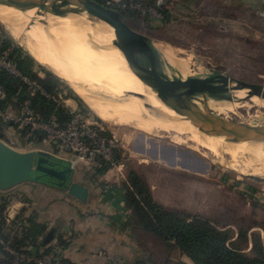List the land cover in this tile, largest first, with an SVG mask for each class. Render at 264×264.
I'll use <instances>...</instances> for the list:
<instances>
[{
    "label": "rangeland",
    "instance_id": "1",
    "mask_svg": "<svg viewBox=\"0 0 264 264\" xmlns=\"http://www.w3.org/2000/svg\"><path fill=\"white\" fill-rule=\"evenodd\" d=\"M210 1L200 0L205 8L198 5L191 9L180 7L174 13L171 11L173 18L168 24L159 19L161 13L155 8L150 11V16L154 18L151 22L142 17L140 20L127 17L126 21L155 42L176 50L178 58H190L191 64L196 63L194 66L197 71L203 69L214 75L218 81L220 76H234L248 82L264 84V3L245 0V8L235 10V17L227 18L224 6L230 5L229 0H219L220 12L216 14L206 13ZM108 4L119 6L112 0ZM159 6L166 7L164 4ZM5 27L0 21V32H4L16 45L22 47ZM23 50L29 53L25 48ZM45 68L51 71L47 66ZM36 69L37 74L45 78V73L39 68ZM60 88L59 104L74 114L78 119V127L84 128L83 133H88L89 136L98 135L106 141L104 148L108 150L107 153L97 152L92 157L80 158L73 152L64 150L62 143L57 142L55 145L49 140L37 143L29 140L27 135L23 138L20 132L22 129H19L20 113L15 111H11V121L16 124H7L4 128L8 143L17 150L28 151L44 147L57 157L73 161L76 169L75 180L88 185L92 191V199L85 206L69 201L64 193L46 195L47 198L33 183L9 191H24L19 198H15L13 205L17 207L9 214L10 222L19 217L20 224L28 226L27 218L40 209V217L74 226L72 237L66 240L68 245L55 247L58 248L56 259L77 257L75 251L80 245L94 252L102 251L101 246L105 250L124 251V243L121 245L120 242L113 241L112 235L117 232L112 227L108 230L101 223L99 215L106 213V207L102 204L107 196L104 194L106 189L116 187L125 195L127 188L133 189L130 174L134 171L142 177L156 203L185 214L189 221L196 218L206 219L220 230H231L235 236L233 240L242 229L247 230L251 243L246 252L252 249L256 238L264 242V182L246 178L228 168L224 162L228 158H223V155L215 157L209 150L198 147L194 142L179 143L165 133L142 132L130 126L105 122L76 94L70 83L62 80ZM239 112L242 118L259 121L264 126V107L251 106L242 108ZM230 119L239 121L237 116ZM84 140L89 143L93 141H87L86 138ZM100 158L105 159L106 164H102ZM96 168L106 169L103 173H96ZM9 195L11 199L16 196L14 193ZM49 197H56L51 204L53 216L47 214V211L50 212L48 206L52 199ZM11 203L12 201L9 204ZM1 206L0 200V211ZM127 213L131 215L129 209ZM50 225L54 224L51 222ZM129 232L122 231L117 235L124 240L129 238ZM84 234H87L86 237L82 236ZM134 238L131 248L135 253L141 251L162 258L170 254L173 262H178L177 264L192 262L177 250L167 254L164 247L152 237L139 234ZM94 242H98L99 247L96 243V246L91 244ZM12 249L14 248L10 249V253L14 251ZM78 257L74 258L76 264H84L80 261L81 257Z\"/></svg>",
    "mask_w": 264,
    "mask_h": 264
},
{
    "label": "bare ground",
    "instance_id": "2",
    "mask_svg": "<svg viewBox=\"0 0 264 264\" xmlns=\"http://www.w3.org/2000/svg\"><path fill=\"white\" fill-rule=\"evenodd\" d=\"M34 18L36 21L31 25ZM39 20L43 17L36 16L34 10L23 12L0 5V21L9 34L37 61L70 83L100 119L142 132L165 133L179 143L194 142L215 157L228 158L224 160L226 166L241 175L264 178V144L239 143L224 136H213L176 114L156 89L129 66L125 56L113 44L112 29L105 23L83 13L47 15L46 23ZM157 42L152 43L153 47L183 78L193 80L199 87L223 81L203 69L197 71L196 63L191 64L190 58L180 59L176 50ZM246 95L245 90L235 91L234 99L222 97L199 103L217 115L229 119L237 116L244 124L261 126L259 121L241 117L239 111L242 108L264 107L263 99L245 100Z\"/></svg>",
    "mask_w": 264,
    "mask_h": 264
},
{
    "label": "trees",
    "instance_id": "3",
    "mask_svg": "<svg viewBox=\"0 0 264 264\" xmlns=\"http://www.w3.org/2000/svg\"><path fill=\"white\" fill-rule=\"evenodd\" d=\"M96 1L108 4L109 0ZM244 1H229L230 5L224 6L226 10L225 16L227 18L235 17V10L239 8L243 10L245 8ZM258 1L264 2V0H251L253 3ZM134 2H140L148 9L155 8L160 11L162 15L160 20L165 24L172 21L173 15L171 11L174 13L180 7L191 9L199 5V7L205 8L200 0H168L165 8L159 6L158 0H134ZM127 4L128 6L126 7H115L121 12L125 20H127V17H134L139 20L142 17L148 22L154 19L150 16V11L131 8L129 1ZM220 4L219 0H211L207 4L206 13H219ZM5 52H8V60L16 67L20 76L8 69H0V86L4 94L0 99V109L7 112L15 111L21 115L25 104L29 103L30 110L39 122L50 124L55 120L61 127L67 126L73 119L74 114L70 113L58 102L62 80L40 65L30 53L25 52L22 47L16 45L12 38L4 32H0V55ZM36 68L45 73V78L37 74ZM23 78L35 83L37 86L36 90L34 91ZM5 125L7 124L0 119V133L4 132ZM29 130L30 128L26 127L20 131L23 138H25ZM37 136L34 140L37 143H41L44 133L39 131ZM99 160L102 164H106L105 159L100 158ZM105 169H98L96 173H103ZM130 180L133 189L127 188L124 202L126 208L131 211V215L129 221L121 225V228L125 231H130L129 233L133 238L139 234L152 237L159 242L161 247H164L163 250L167 254L172 250L180 251L193 264H264V242L259 240V238L255 239L254 245L249 252L245 251L251 243L248 239L247 230L242 229L239 236L233 240L235 236L231 230H220L206 219L196 218L189 221L185 214L169 210L156 203L138 172H132ZM36 186L39 187L40 193L45 197L49 195L47 192V186L49 185L36 183ZM56 195L59 194L55 193L53 196ZM65 195L69 201L71 199L75 201V198ZM49 198H52L50 200L51 203L49 201L51 205L53 198L56 197ZM5 200L1 206V216L9 199H7L6 203ZM27 223H29L28 226H24V223L20 224L19 217L8 225L2 217L0 220V241L3 240L11 248L25 254L27 259L21 264H35V258L31 253L32 247L38 248L39 254L37 258H42L55 252V247L68 245L63 237L56 238L46 245H42V242L50 232L49 228L37 223L35 216L28 217ZM169 255H165L162 258L151 254L149 255L148 263L177 264L173 262L172 257ZM62 260L65 264H72L67 258H62ZM11 261L12 257L4 250V246L0 244V264H10ZM145 262L141 261L138 264Z\"/></svg>",
    "mask_w": 264,
    "mask_h": 264
},
{
    "label": "water",
    "instance_id": "4",
    "mask_svg": "<svg viewBox=\"0 0 264 264\" xmlns=\"http://www.w3.org/2000/svg\"><path fill=\"white\" fill-rule=\"evenodd\" d=\"M0 5L14 7L23 12L34 10L36 16L43 17V20H39L41 23H46L44 19L47 15L67 16L75 13H83L105 23L112 29L113 44L125 56L129 66L156 89L176 114L213 136H224L239 143L264 144V126H251L231 120L215 114L199 103L222 97L234 99L233 93L242 90L247 91L245 100L253 97L264 100V84L248 82L234 76H220L222 82L199 87L193 80L183 78L175 66L153 47L154 40L133 28L111 4L96 0H0ZM35 21L36 18L31 25ZM132 95L142 99L137 94ZM66 150L72 152L69 147ZM75 173L76 169L71 160L57 157L44 147L28 151L17 150L8 143L5 132L0 133L1 191H10L28 183H42L66 191L71 197L86 203L90 189L75 180ZM243 176L264 182L263 177ZM55 233L56 229H52L42 245L51 242ZM37 252V247L31 248L34 258L37 257Z\"/></svg>",
    "mask_w": 264,
    "mask_h": 264
},
{
    "label": "built area",
    "instance_id": "5",
    "mask_svg": "<svg viewBox=\"0 0 264 264\" xmlns=\"http://www.w3.org/2000/svg\"><path fill=\"white\" fill-rule=\"evenodd\" d=\"M128 1L131 3L130 5L131 8L142 10V11L147 10V8L142 3L134 2V0H112L113 3H116L121 7H126V4ZM152 10L154 9L153 8L148 9V11H152ZM161 18L162 16L159 15V19ZM3 68L10 70L12 73L16 74L17 76H20L16 67L8 60V52H5L3 55H0V69H3ZM23 80L29 83L30 87L34 91L36 90L37 86L35 85V83H31L27 78H23ZM3 95H4L3 89L0 86V99L3 97ZM0 119L5 124H10V125L16 124V122L11 121V112L3 111L1 109H0ZM19 121L21 122L19 125V129H24L22 128L23 126L25 128L26 127L30 128L29 132L27 133V137L29 140L36 139L38 137L37 136L38 132L41 131L44 134H46L42 139L44 142H47V140H49V142H53V143L55 142L62 143L64 150H66V147H69L71 148L72 152L80 156V158L81 157L82 158L92 157L97 152L103 153V154L108 152V150H105L104 148L106 141L98 135L89 136L88 133H83L84 128L78 127L79 125L77 124L78 119L75 118V116L65 127H61L55 120H53L50 124H45V123L39 122L36 119L33 112L29 108V103H26L23 109V112L20 115ZM84 138H86L87 141L91 139L93 141L91 140L92 143L85 142V140L83 141ZM9 194H10L9 191L0 190V200L2 204L4 203L3 202L4 199H6L5 203L7 202V199H9L8 204L2 211V216L0 213V220L2 217V219L6 222L7 225L14 221L13 220L12 222H10L11 218L9 214L10 212L13 211L15 207H17L13 205L15 198L16 199L19 198L17 196H13V198L11 199V196ZM11 201L12 203L9 204ZM15 219H17V217ZM0 244L4 246V250L12 257V261L10 264H21V262L27 259L25 254L18 252L16 249H12L14 251L10 253L9 251L11 247L8 246L3 240L0 241ZM58 248H55L54 250L55 252L47 256L45 255L42 258L36 257L35 264H65L62 258L60 259L55 258V256L57 255Z\"/></svg>",
    "mask_w": 264,
    "mask_h": 264
},
{
    "label": "crops",
    "instance_id": "6",
    "mask_svg": "<svg viewBox=\"0 0 264 264\" xmlns=\"http://www.w3.org/2000/svg\"><path fill=\"white\" fill-rule=\"evenodd\" d=\"M229 1H231V0H229ZM167 2H168V0H158L159 4L167 5ZM258 4H259V1H258ZM40 77H42V76H40ZM33 184L36 185V183H33ZM47 187H48L47 192L49 193V195L54 194V193H65V194L69 195L66 191H63V190H60L57 188H51L50 186H47ZM89 189H90V187H89ZM23 192H21V190H20V191H14V192H9V193H12V194L14 193L18 197ZM104 194L107 196L104 198V201L102 200V204L105 205V207H106L105 211L108 214L103 213V214L99 215L101 223L104 224V226L108 227V230L111 229V227H112V229H114L117 232V234L119 232L125 231L121 228V225H123L129 221L130 215L127 213V208L125 207L124 194H123L122 190H117L116 187H111V188L106 189ZM91 199H92V191L90 189V196H89L88 202L83 203L77 199H75L74 202H78L81 205L85 206L89 203V201H91ZM71 201H73V200L71 199ZM50 203H51V201H50ZM50 203L48 206V209L50 208L49 209L50 212L47 211V214H51L50 216H53L51 213L52 212L51 211L52 205L50 206ZM38 209H39V207H38ZM39 210H37L36 213L34 212L35 214H33L32 217L33 216H35V218L37 217L36 218L37 223L42 224L45 227H48L50 232L52 229H56V233H55L53 240L56 238H60V237H63L64 240H67L70 237H72L71 231L73 230V227H74L72 224H67V223H64L63 221L62 222L55 221V219L54 220L47 219V217L42 218L39 215L40 214ZM51 222L54 225H50ZM62 223H64V224H62ZM87 227H89V226H87ZM87 230L89 231V228H87ZM77 231L80 232V230H77ZM75 234L80 236V234H78V233H75ZM117 234L112 235L113 241L115 240L116 242H120L121 245L124 243V245H123L124 251L118 250V249L117 250H112V249L111 250H105L101 246L102 251L94 252L91 250L84 249L85 246L80 245V246H78V249H76L75 255L77 257L78 256L81 257L80 261L83 262L84 264H138L141 261H146L143 264H151V263H148V259L150 257L148 253L141 252V251L140 252L136 251V253H135V250H133L131 248L133 238H132V235L130 233L128 234L129 238H126L124 240H123L122 236L117 235ZM84 235H82V236L86 237L87 234H84ZM85 242L87 243L89 241H85ZM95 243L97 244V247H99L98 242H94L91 244H95ZM96 244H95V246H96ZM89 248H91V247L89 246ZM77 257H74V258H77ZM74 258L71 259L69 257L67 259L72 264H76L77 262L74 261L75 260ZM184 263H186V262H184ZM186 264H192V262H190V263L188 262Z\"/></svg>",
    "mask_w": 264,
    "mask_h": 264
},
{
    "label": "flooded vegetation",
    "instance_id": "7",
    "mask_svg": "<svg viewBox=\"0 0 264 264\" xmlns=\"http://www.w3.org/2000/svg\"><path fill=\"white\" fill-rule=\"evenodd\" d=\"M43 243V242H42ZM38 254H39V250H38V252H37V257H38Z\"/></svg>",
    "mask_w": 264,
    "mask_h": 264
}]
</instances>
